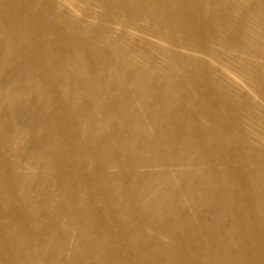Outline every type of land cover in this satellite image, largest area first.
I'll return each mask as SVG.
<instances>
[{"label":"rangeland","instance_id":"rangeland-1","mask_svg":"<svg viewBox=\"0 0 264 264\" xmlns=\"http://www.w3.org/2000/svg\"><path fill=\"white\" fill-rule=\"evenodd\" d=\"M152 1L144 0L138 11V17L150 22H140L133 30L121 24L99 27L104 14L120 11V0H102L107 9L96 0H70L74 11L62 0H17L18 9L16 0H0V264H68L73 258L71 264H79L91 243L102 246L100 264H146L150 258L154 264H178L185 255L197 261L201 248L223 251L219 242L234 264L243 240L254 245L248 252H264V0H159L157 7H149ZM202 7L216 10L215 22L229 15L228 25L218 31L220 25L214 24L213 32L199 23L190 36L208 44L191 43L184 49L179 23L185 20L187 25L195 14L200 16ZM164 16L173 28H163ZM59 24L74 29L80 46L60 44ZM150 26L160 39L142 34ZM202 58L209 64L205 68L199 67ZM129 62L136 69H125ZM186 70L191 71L187 77ZM144 76L160 80V91L172 104L164 105L153 89L140 93L137 85L128 89L116 83ZM185 77L201 80L195 98L216 104L228 123L226 133L214 129L213 119L198 111L180 128L167 121L166 116L176 115L187 120L194 107L183 94V89L193 90L192 84L168 83ZM172 85L174 90L167 91ZM213 86L218 88L215 96ZM89 94L94 102L85 103ZM110 101L121 104L112 106L111 113L99 108L98 103ZM39 112L41 122L29 121ZM55 116L63 128L54 125ZM188 129L197 131L199 144L184 147ZM166 130L172 137L180 131L179 137L168 140ZM60 132L68 136L62 139ZM157 142L161 151L175 155L169 163L159 157ZM216 142L227 159L215 162L209 187L201 178L209 166L189 164L215 158L210 150ZM70 144L82 151H66ZM202 145L208 152L201 153ZM183 148L182 155L176 154ZM88 149L102 160H91ZM129 154L147 157L153 167L139 164L133 173ZM118 155L120 162L115 160ZM119 171L124 176L117 183L112 175ZM143 172L151 175L143 177ZM69 209L80 218H67ZM230 220L242 226L220 234ZM251 221L257 226L250 228ZM22 225L30 228V238L19 231ZM44 225L47 232L42 234ZM162 225L173 231L157 233ZM138 228L150 236L147 256L137 246ZM155 241L163 248L155 249ZM40 253L46 263L39 262Z\"/></svg>","mask_w":264,"mask_h":264},{"label":"bare ground","instance_id":"bare-ground-1","mask_svg":"<svg viewBox=\"0 0 264 264\" xmlns=\"http://www.w3.org/2000/svg\"><path fill=\"white\" fill-rule=\"evenodd\" d=\"M96 1L100 2V4L103 5L104 9L109 8V6L107 4L102 3V0H96ZM143 1L144 0H134L133 2H131V1H126V0H120L119 3L117 2V4H118L117 7L120 8V11L113 13L112 16H109L108 14H104L101 17V22H100V26L99 27L101 29H107V28L111 27L112 25L121 24L124 29L136 30V29H138L140 22H150V19L142 20L141 17H138V11H139L140 5L143 3ZM188 2L189 1L187 0L186 4H188ZM62 3H63V5H66L72 11H74L72 9L74 7L71 4L70 0H62ZM158 4H159V0H153L151 2V4H149V7H157ZM15 5H16V7L18 9L20 4L17 2V0L15 2ZM262 6L264 8V3L262 4ZM93 7L94 6L92 5L90 8H87V9L88 10H93ZM201 9L204 12L200 13V16H197L195 14L192 17V20L189 23H187V25L184 24L185 20H181L180 23H179L180 24V29H181L180 32H181V35L183 36L182 37V41H183L182 44H183V48L184 49H188L189 50V48L187 46L190 45L191 43H193L195 45H202V46H206L208 44V43H204V40L201 37L196 38L195 36H190V34L194 33L195 30L200 29V24L199 23H203L206 28L210 29L213 32L215 31L214 24L220 25L218 27V29H219L218 31L225 30L226 26L228 25L229 18H230L229 15H225V16H223V18L221 20H219V22H215V20L217 19V14L215 13L216 12L215 9H213L210 12H208L210 9H207L206 7H202ZM132 12H134L135 16H129L128 15L129 13H132ZM121 16H123L122 17L123 19H120V23H119L117 21V19H119V17H121ZM170 23H171V21L169 20V18L167 16H164V19L162 21L163 28H166V27L173 28V25L169 26ZM57 28L61 30V34H60V39H61L60 44L61 45H62V43L66 44L68 49H70L72 47H75V46L76 47L80 46V44L82 43V39L80 37H78L74 33V29H65L64 26H62L60 24L57 26ZM153 29H154V26L146 27V28H144V31L142 32V34L144 36H146L147 38H153L154 40L155 39H160L158 36H155L153 34ZM209 34H212V32H209ZM206 38H207V40H209V36H206ZM148 44H149V46H153L154 45L152 42H148ZM206 48L208 49V47H206ZM190 50L194 51V52H197V50H194V49H190ZM38 56H39V54L36 55V58ZM39 60H41V55L39 56ZM199 63L201 64V66H199V67H202V68H205V67H207L209 65L207 63V60H204V59L200 60ZM123 66L125 67V69H136V64L131 63V62H129V63L123 65ZM190 72H191L190 70H186L185 71L186 77H187V74L190 73ZM186 77L184 79H182L179 83H174V81L172 79H168V83H171V84H188V85L192 84V86L194 87L193 90L183 89V94L188 99V101L193 104L194 107H193V109L191 111L189 110V115L187 117V120H181L180 121L178 116L176 115V116H166L167 121L171 122V126H173V128H180L179 124L187 125L189 120L194 119V113L193 112L198 111V112L202 113L203 117H205L207 119H210V118L213 119L214 123L216 124L214 129L218 130L220 133H226V128L228 126V123L223 119V116L221 115V113L217 109L216 104L211 102V101H208V99H206L205 97L195 98L197 96H200V91L202 90V87L200 89L201 80L200 79L199 80H194L195 78H186ZM52 78H53V76H51V79ZM233 78L235 80H239V78L236 75H233ZM185 79L187 81H185ZM51 83L53 84V86L55 88L56 87L54 85L55 82L51 81ZM116 83L118 85L124 83L128 89H129V86L137 85L139 87V92L140 93H142L144 91H148V89H153L154 91L157 92V99L162 101L164 105L169 106L170 104H172L169 100H166L167 99L166 95L160 91L162 87H161V81L158 80V79H154V78L149 77V76H144L142 79H134V80H132L129 83H126L124 81H117ZM174 88H175V86L172 85V89H166V90L167 91H173ZM216 91H218V88L216 86L210 87L211 95L215 96V92ZM95 101H97V97H96ZM225 101L229 105L233 104V102L229 101L228 99L225 100ZM91 102H94V95L93 94H89V99L85 103H91ZM108 103L111 104V105H106V104H101L100 105V103H98L99 108L101 110L107 109L106 113H111L114 110V108H112V106H117V105L121 104L120 101H117V102L110 101ZM85 111H86V109H82V112H85ZM111 115L112 114H109L108 117L111 118ZM41 117H42L41 113L39 112L37 114L31 115L30 118H29V121L34 120L35 122H41ZM110 118L107 119L108 122L112 126H115V123H113L112 119H110ZM153 118H155V117H153ZM55 122H56V124H54V125H58L61 128H63L62 122L60 120H58V118L56 119V116H55ZM166 132H167V139L168 140L176 139V138L179 137V135H177V134H180V131H176V133H175L176 136L172 137L173 135L171 133V130H166ZM140 135L141 134L138 133V134H136V137H139ZM186 135L188 137L183 140L184 147H189L193 143H197V144L200 143L197 131L194 132V133H191L190 130L188 129L186 131ZM59 136L63 139L64 137H67L68 135H66V133L63 134V133L60 132ZM110 139H111V137H108V140H110ZM160 146H161V144L159 142H157L156 143V147H157V151H158L159 157H162V161H164L166 163H169V161H171V159L174 158L175 155L161 151L159 149ZM221 146H222L221 143L216 142V144L213 145V147L211 148L210 151H214V153L217 155L215 158H210L209 157L203 162L200 161V160H195V161L191 162L190 164L188 163L189 165H192V166L200 165V164H207L209 166V170L207 172H205L204 174H202V176H201V178L206 180V183L209 184V187L212 186V182H213L212 179H211V174L216 169L214 167L215 162L216 161H221L222 159H227V158L221 157V156L226 155L222 151V147ZM202 147H203V145H202ZM203 148L204 149H203V151H201V153L208 152V149L206 147H203ZM64 149L66 151H68V152H70V151H74V152L82 151L81 148H78V147L74 146L73 144H70L69 146H64ZM37 150L41 153V143H39L37 145ZM91 150L88 149L87 150L88 153H86V154L91 153L89 155V158L91 160H95L96 159V160L101 161L102 158L100 156H95L94 157L93 151H91ZM93 150H95V149H93ZM184 151H185V149L183 148V150H181L180 152H177L176 154L182 155ZM137 156H139V154H137V155H134V154L130 155L129 154L127 156V160L132 164L133 173H135L134 171L136 170V167L139 164H142L144 167H149V168L153 167V163H151L148 160L147 157H144V156L137 157ZM108 159L109 158H105L104 159L106 161V163L110 162V160H108ZM121 159L122 158H121L120 155H118L115 158L116 162H120ZM182 165H186V160L183 161ZM135 174H137V173H135ZM139 174L142 175L143 177H146V176L149 177L151 175V174H149L147 172H143L142 174L141 173H139ZM57 175H58V178H59V180L61 182H64L66 180V178L64 176V173L60 172ZM223 175H224V173H223ZM112 176H113L112 179H115V180L118 179L117 183H119V181L121 180V178L124 175H123V173L121 171H119V172H117V174H114ZM94 187H96V186H94ZM138 197L142 198V191H140V193L138 194ZM225 198L226 197H222L221 196V199H225ZM105 200L108 203H110L111 198L106 196ZM198 208L199 207L195 206V208H194L195 211H198ZM57 213L60 214V211L57 210ZM192 215L194 216L195 212H193ZM66 216H67V218H69L73 222H74V218H80L77 215V213L74 210H72V209H69L67 211ZM9 217L11 219H13V217H14V209L12 211H10ZM230 218H235V217H231L230 216ZM145 220H147V219H145ZM241 226L242 225L238 221L230 220L229 226H225L224 228H222V230H220V234L227 235V233H228L227 229L228 228H230V227L231 228L232 227L238 228V227H241ZM248 226L250 228H254V227L257 226V223H254V222L251 221L248 224ZM9 227L12 228L13 225L11 224ZM94 229L95 228L93 227L92 228V232L94 231ZM138 230L140 231L141 236H140V238L138 240L137 246H138V248H140V250H141L140 252L144 256H147L149 254V252H151V248L145 246V241L149 240V239H147V237H150V236L146 237L141 232V228H138ZM19 231H22V233H25L26 236H27V239L31 237L30 228H28L26 225L19 226ZM156 231H157V233H161V232L166 233V232H169V231H173V228L171 226L162 225V226L156 228ZM46 232H47V227L44 225L42 234H45ZM250 234H251L252 239H255V236L252 233V231H251ZM37 236H38V238H40V241H41V223L39 225V235H37ZM44 237H46V236H44ZM92 240H93V238H92ZM80 241H81V245H83L85 243L82 240H80ZM154 246H155V249H157L159 247H162V245L160 243H158L157 241H155ZM249 246L253 247L254 245L251 244L250 241H248V240H243L242 241V245H241L240 250L237 252V254L234 253V258H233L234 264H264V252H262V255L248 252L247 248ZM185 247H186V249H188L186 244H185ZM218 247L223 249V251H221L218 254L212 253L209 249L201 248L199 260L195 261L192 256L185 255L184 257L182 256V257L179 258L178 264H229V262L231 261V257L226 252H224V251H227V250L224 249V247H226V246H224L223 244H220V242H219ZM101 248H102L101 245H97V244L95 245V244H92V243L90 245L86 246V248H85L86 256L85 257L81 256L80 259H83V260H81V262L79 264H100L99 260L102 259V257H101L102 255H101V252H100ZM196 248H198V246ZM177 250H178L179 254L182 255V250L181 249H177ZM31 253L32 252L29 251V254H31ZM47 260L45 259V256L40 253L39 262L40 263L41 262H45L46 263ZM74 260H75V258H73L70 262H68V264H71ZM12 261L13 260L10 259V262H12ZM106 264H113V263L108 262ZM124 264H127V263H124ZM146 264H154V261H152L151 258H150V261L148 263H146Z\"/></svg>","mask_w":264,"mask_h":264}]
</instances>
